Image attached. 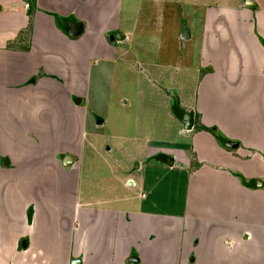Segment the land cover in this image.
<instances>
[{"label":"crops","instance_id":"obj_1","mask_svg":"<svg viewBox=\"0 0 264 264\" xmlns=\"http://www.w3.org/2000/svg\"><path fill=\"white\" fill-rule=\"evenodd\" d=\"M130 2L0 0V264H264V0L207 10L196 99L146 135L85 104Z\"/></svg>","mask_w":264,"mask_h":264},{"label":"rangeland","instance_id":"obj_2","mask_svg":"<svg viewBox=\"0 0 264 264\" xmlns=\"http://www.w3.org/2000/svg\"><path fill=\"white\" fill-rule=\"evenodd\" d=\"M240 2L241 0H131L127 8H122L128 19L121 26L127 31L131 30L134 35L129 44V55L124 62L96 61L92 58L89 103L85 101L89 110L96 112L99 117L107 118L105 129L115 126L113 123L121 124L120 129H125L132 135L155 132L153 127L158 126L160 121L172 127L175 121L169 116L171 103L167 106L168 101L172 102L169 99L170 93L174 103L176 102V111L180 107V99L187 106L197 96L201 70L200 36L205 29V13L210 7L235 8ZM184 26L190 32L193 31L192 39L181 38ZM167 49L176 50V58H183L187 54L188 58L182 63H178L179 59L170 62L172 67H161V60L166 57L158 53ZM189 55H193V58ZM82 62L83 68L87 70L88 61ZM175 134L174 129L168 138L166 135L155 138L169 139ZM138 144L141 145L142 142ZM135 145L136 143H131L129 147L134 148Z\"/></svg>","mask_w":264,"mask_h":264},{"label":"water","instance_id":"obj_3","mask_svg":"<svg viewBox=\"0 0 264 264\" xmlns=\"http://www.w3.org/2000/svg\"><path fill=\"white\" fill-rule=\"evenodd\" d=\"M70 29H69V35L71 36H77L80 35L83 32L84 26L81 22H70ZM118 38L123 37V35H117ZM183 37L189 38L190 32L187 27H184L183 29ZM183 122L185 124L186 129H191L194 124V112H189L184 115ZM231 147L237 146L236 143H229L228 144Z\"/></svg>","mask_w":264,"mask_h":264},{"label":"trees","instance_id":"obj_4","mask_svg":"<svg viewBox=\"0 0 264 264\" xmlns=\"http://www.w3.org/2000/svg\"><path fill=\"white\" fill-rule=\"evenodd\" d=\"M200 129L202 128V126L199 127Z\"/></svg>","mask_w":264,"mask_h":264}]
</instances>
